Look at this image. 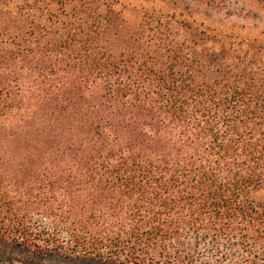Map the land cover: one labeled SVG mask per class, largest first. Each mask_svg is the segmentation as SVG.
I'll return each mask as SVG.
<instances>
[{
  "label": "trees",
  "instance_id": "trees-1",
  "mask_svg": "<svg viewBox=\"0 0 264 264\" xmlns=\"http://www.w3.org/2000/svg\"><path fill=\"white\" fill-rule=\"evenodd\" d=\"M0 260L264 264V0H0Z\"/></svg>",
  "mask_w": 264,
  "mask_h": 264
},
{
  "label": "rangeland",
  "instance_id": "rangeland-1",
  "mask_svg": "<svg viewBox=\"0 0 264 264\" xmlns=\"http://www.w3.org/2000/svg\"><path fill=\"white\" fill-rule=\"evenodd\" d=\"M226 19L227 16L225 15V13H222L220 16H218V19ZM0 264H24V263H20V262H8V261H2L0 260ZM45 264H57V261L55 260H47L45 262ZM87 264H94V263H87Z\"/></svg>",
  "mask_w": 264,
  "mask_h": 264
}]
</instances>
